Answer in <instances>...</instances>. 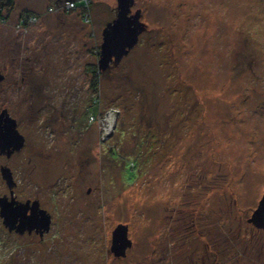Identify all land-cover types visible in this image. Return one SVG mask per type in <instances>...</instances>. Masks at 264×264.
<instances>
[{"label": "rangeland", "instance_id": "obj_1", "mask_svg": "<svg viewBox=\"0 0 264 264\" xmlns=\"http://www.w3.org/2000/svg\"><path fill=\"white\" fill-rule=\"evenodd\" d=\"M65 2L16 0L0 23V114L26 137L0 168L53 217L41 237L0 216V264H264V0H135L145 27L105 70L118 0L90 22Z\"/></svg>", "mask_w": 264, "mask_h": 264}, {"label": "water", "instance_id": "obj_2", "mask_svg": "<svg viewBox=\"0 0 264 264\" xmlns=\"http://www.w3.org/2000/svg\"><path fill=\"white\" fill-rule=\"evenodd\" d=\"M61 2V0H60ZM135 0H118L117 17L109 22L103 30V43L101 45L99 68L105 70L111 62H119L127 55L130 49L138 42L140 33L144 29L141 21V10L131 13ZM4 75L0 71V81ZM25 144V136L19 131L17 121L7 109L0 115V152L11 155L19 151ZM3 178L9 187L15 185L13 173L8 166L1 168ZM26 203L15 200L12 196H0V216L9 230L24 233L26 230H39L41 234L51 228L52 218L47 210L40 208L39 202L34 201L29 207ZM259 227H264V195L259 207L250 219ZM132 241L128 237V226L119 224L112 234V251L116 256H124Z\"/></svg>", "mask_w": 264, "mask_h": 264}, {"label": "trees", "instance_id": "obj_3", "mask_svg": "<svg viewBox=\"0 0 264 264\" xmlns=\"http://www.w3.org/2000/svg\"><path fill=\"white\" fill-rule=\"evenodd\" d=\"M15 2L16 0H0V23L6 21V19L8 18L7 13H9V11L14 7ZM4 10H6L7 12L3 13ZM97 53L99 54V52ZM100 77H101V73L98 72V70L96 69L92 70L91 87L96 90V93H99V90H100L99 89ZM98 95L99 94H97L96 98L93 100L96 105L100 104V99ZM95 107L96 106H94L93 109H91V115H95V113H98L99 107H96V108ZM138 165L139 163L135 159L132 162H128L125 165V167L123 168V171L125 170L124 172L126 173V177L128 180L132 178H136L138 176V172H137V169L139 167Z\"/></svg>", "mask_w": 264, "mask_h": 264}, {"label": "flooded vegetation", "instance_id": "obj_4", "mask_svg": "<svg viewBox=\"0 0 264 264\" xmlns=\"http://www.w3.org/2000/svg\"><path fill=\"white\" fill-rule=\"evenodd\" d=\"M3 112V111H2ZM1 112V113H2ZM9 112V111H8ZM10 114V113H9ZM1 115V114H0ZM14 118V117H13ZM17 121V120H16ZM17 125H18V122H17ZM18 127V126H17ZM23 134V133H22ZM24 135V134H23ZM25 136V135H24ZM25 145H26V137H25V144H24V146H23V148L25 147ZM22 148V149H23ZM21 149V150H22ZM21 150H19V151H14L10 156L9 155H7V154H4V153H1L0 152V155H5L6 157H8V158H10V157H12L14 154H16V153H18V152H20ZM3 166H8V165H3ZM3 166H1V168L3 167ZM10 169H11V167L10 166H8ZM0 168V169H1ZM11 171H12V173H13V170L11 169ZM2 174V173H1ZM13 177H14V181H15V185L11 188V187H9V185H8V183L6 182V180L3 178V176H2V178L5 180V182H6V184H7V186H8V188H9V194H7V193H4V194H2V195H0V196H7L9 199H11L12 198V196H14L15 197V200H17V201H19V202H23V203H26V202H28L29 201V206L30 205H32V203L34 202V201H38L39 202V205H40V208H43V209H45V210H47V212L49 213V214H51V218H52V221H53V217H52V213L51 212H49L48 211V209H46V208H44V207H42V203H41V201L38 199V198H27L26 200H21V199H19V197H18V195H17V193H16V186H17V181L15 180V176H14V173H13ZM28 206V207H29ZM53 223V222H52ZM51 226H52V224H51ZM51 229V228H50ZM50 231V230H49ZM49 231H47V232H49ZM16 232V231H15ZM47 232H44L43 234H41V232L39 231V230H32L31 232H29L28 230H26L24 233H28V234H33V233H35V234H40L41 235V237H43ZM19 233V232H18ZM24 233H20V234H24Z\"/></svg>", "mask_w": 264, "mask_h": 264}, {"label": "crops", "instance_id": "obj_5", "mask_svg": "<svg viewBox=\"0 0 264 264\" xmlns=\"http://www.w3.org/2000/svg\"><path fill=\"white\" fill-rule=\"evenodd\" d=\"M79 2H77L78 4V9H76V10H78V11H74L73 10V13L75 12H79V15H81L80 17H81V19H82V22H84L85 21V19H84V13L85 12H87L89 15H90V17H91V20H92V5H93V3H92V5H91V0H89V2H88V7H84V0H78ZM83 17V18H82Z\"/></svg>", "mask_w": 264, "mask_h": 264}, {"label": "built area", "instance_id": "obj_6", "mask_svg": "<svg viewBox=\"0 0 264 264\" xmlns=\"http://www.w3.org/2000/svg\"><path fill=\"white\" fill-rule=\"evenodd\" d=\"M77 2H79V1H75V0H73V1H68V2H66V8L67 9H74V10H76V9H78L79 7H78V3ZM84 2V7H88V2H89V0H84L83 1ZM84 19L87 21V22H89L90 21V15L87 13V12H85L84 13ZM34 20H35V18H34Z\"/></svg>", "mask_w": 264, "mask_h": 264}, {"label": "bare ground", "instance_id": "obj_7", "mask_svg": "<svg viewBox=\"0 0 264 264\" xmlns=\"http://www.w3.org/2000/svg\"><path fill=\"white\" fill-rule=\"evenodd\" d=\"M65 1L68 2V1H73V0H65ZM66 2H65L63 5L66 6ZM62 3H63V1H62ZM65 6H64V8H65V10H67V11H73V10H74V9H70V10H69V9H67ZM6 20H7V19H6ZM24 21H26V20L24 19ZM90 21H92V20H91V17H90ZM90 21H89V22H90Z\"/></svg>", "mask_w": 264, "mask_h": 264}]
</instances>
